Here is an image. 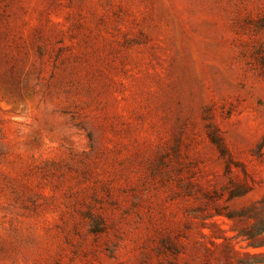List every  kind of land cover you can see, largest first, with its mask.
<instances>
[{
  "label": "rangeland",
  "instance_id": "1",
  "mask_svg": "<svg viewBox=\"0 0 264 264\" xmlns=\"http://www.w3.org/2000/svg\"><path fill=\"white\" fill-rule=\"evenodd\" d=\"M263 195L264 0H0V264H239Z\"/></svg>",
  "mask_w": 264,
  "mask_h": 264
},
{
  "label": "trees",
  "instance_id": "2",
  "mask_svg": "<svg viewBox=\"0 0 264 264\" xmlns=\"http://www.w3.org/2000/svg\"><path fill=\"white\" fill-rule=\"evenodd\" d=\"M245 218L252 221V223L245 229L237 232L236 237L246 243V248L263 249L264 241L261 238L264 236V195L257 202V207L253 209V213L249 215H228V219ZM239 264H264V252L256 254H246L245 260L240 261Z\"/></svg>",
  "mask_w": 264,
  "mask_h": 264
}]
</instances>
